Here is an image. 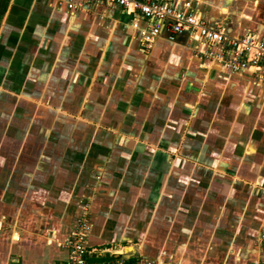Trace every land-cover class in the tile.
<instances>
[{
	"label": "crops",
	"instance_id": "0c3cea01",
	"mask_svg": "<svg viewBox=\"0 0 264 264\" xmlns=\"http://www.w3.org/2000/svg\"><path fill=\"white\" fill-rule=\"evenodd\" d=\"M172 1L264 40V0ZM149 23L0 0V264H65L81 214L89 262L264 260V86Z\"/></svg>",
	"mask_w": 264,
	"mask_h": 264
},
{
	"label": "built area",
	"instance_id": "2783aa9c",
	"mask_svg": "<svg viewBox=\"0 0 264 264\" xmlns=\"http://www.w3.org/2000/svg\"><path fill=\"white\" fill-rule=\"evenodd\" d=\"M106 6L117 7L128 13H136L148 20L149 26L140 30V37L145 48H151L154 42L162 37L174 42L179 34L186 33L192 40L205 43L207 50L203 57L207 62L214 61L221 65L222 71H249L254 83L264 86V40L254 34H243L238 37L226 33L219 22L209 26L201 16L191 8V2H184L180 7L172 0H87ZM61 2H59V5ZM68 9L80 8L66 2ZM132 27L137 30V24ZM86 214H81L73 225L65 243L67 260L65 264H156L151 261L136 259L134 261L115 259L108 262H89L85 239L90 231ZM264 243V236L261 237ZM254 264H264L258 260Z\"/></svg>",
	"mask_w": 264,
	"mask_h": 264
},
{
	"label": "rangeland",
	"instance_id": "374dc122",
	"mask_svg": "<svg viewBox=\"0 0 264 264\" xmlns=\"http://www.w3.org/2000/svg\"><path fill=\"white\" fill-rule=\"evenodd\" d=\"M239 19H240L242 22L245 23V16H244V14L240 15V16H239ZM221 22H222V21H221ZM224 24H225V23H224Z\"/></svg>",
	"mask_w": 264,
	"mask_h": 264
}]
</instances>
